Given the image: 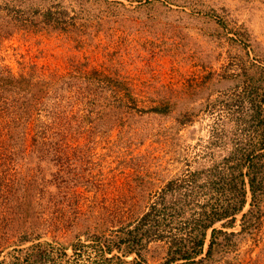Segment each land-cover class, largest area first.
Listing matches in <instances>:
<instances>
[{"label": "rangeland", "instance_id": "374dc122", "mask_svg": "<svg viewBox=\"0 0 264 264\" xmlns=\"http://www.w3.org/2000/svg\"><path fill=\"white\" fill-rule=\"evenodd\" d=\"M262 69L264 0H0V72L65 83L60 118L27 121L7 113L13 95L0 84V260L40 243L65 254L55 264H165V242L151 233L129 245L138 236L127 231L169 181L227 154L225 102L264 84ZM256 235L203 264H264V227Z\"/></svg>", "mask_w": 264, "mask_h": 264}, {"label": "trees", "instance_id": "16d2710c", "mask_svg": "<svg viewBox=\"0 0 264 264\" xmlns=\"http://www.w3.org/2000/svg\"><path fill=\"white\" fill-rule=\"evenodd\" d=\"M44 16L47 17L48 14H42V18ZM33 22L40 25L42 23L47 28L58 25L56 20H51L50 23H43V20L40 23ZM24 23L32 24V19L25 20ZM63 24L66 22L62 23L61 20L58 28ZM3 73L2 70L0 84L7 85V92L13 95L10 101L7 98V113L18 120L27 121L38 111L44 110L53 118H60L59 99L55 94L57 84H65L63 76L54 75L50 80H45L34 73L17 77ZM259 74L264 79V69ZM114 87L112 91L116 94L126 92H123L124 97H120V100L128 98L130 102L135 101L125 84H115ZM49 101L53 103L50 104ZM225 103L233 124L227 137L230 143L227 154L208 169L188 172L183 178L169 181L158 194V201L151 204L137 221L134 230L127 231L128 235L138 236L128 240L129 245L140 243L142 235L151 233L156 240L165 242V264L211 263L215 247L227 254L236 248V238L256 237L264 227V84L251 81V84H245L233 94L232 102ZM154 111L159 110L155 108ZM213 137L220 141L221 138H226V132L222 127L213 129ZM200 177L203 179L202 183L198 182ZM247 205L248 209L244 211ZM237 221L239 228L235 230ZM221 222V228L214 227ZM209 229L205 256L198 258L203 253ZM8 239L0 236V248ZM91 240L101 242L97 236H93ZM103 244L107 251H111L115 242L104 241ZM56 255L61 257L65 254L55 252L50 244L44 246L36 243L25 249L14 250L10 262L0 260V264H55ZM225 264L240 263L225 261ZM245 264L259 262L254 260Z\"/></svg>", "mask_w": 264, "mask_h": 264}]
</instances>
